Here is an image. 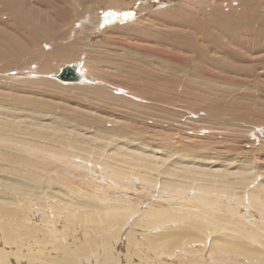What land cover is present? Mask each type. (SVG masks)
I'll return each mask as SVG.
<instances>
[{
  "label": "bare ground",
  "instance_id": "1",
  "mask_svg": "<svg viewBox=\"0 0 264 264\" xmlns=\"http://www.w3.org/2000/svg\"><path fill=\"white\" fill-rule=\"evenodd\" d=\"M35 1L41 12L34 9L32 0H0V73L4 74L0 75V88L13 90L25 103L32 93L41 95L45 86L54 88L57 92L52 93L60 95V100L71 89L88 88L82 91L83 97L70 101L75 104V132L62 125L52 134L43 133L39 124L34 133L26 120H18L19 115L14 121L0 117V152L10 155L16 168L15 175L6 174L0 180V264H264V148L255 151L247 137L243 144L247 149L237 153H252V157L248 154L243 162L241 159L238 163L244 167L233 172L226 168L233 167L232 160L224 161L223 156L216 160L206 149L198 155L181 149L177 159V141L191 142L196 137L207 142L210 136L199 134V128L196 136L184 135L173 122L157 124L155 118L146 122L143 110L141 118L133 120L131 106L119 104L121 88L115 94L99 87L96 75L103 73L102 57L88 51L92 43L85 47L84 39L77 36V26L82 33L96 24L94 34L109 29L111 35L152 47L149 52L139 48L145 51L146 62L132 63L138 72L118 70L134 86L129 96L122 92L125 98L140 100L130 101L134 107L142 108L140 96L173 101L186 95L195 99V105L212 103L220 96L219 89L213 96L200 93L201 88L220 87L222 76L218 74L229 70L227 60H232V71L239 66L248 69L246 80L264 88V0H92L109 3L99 11L96 22L85 13L75 14V2L85 0ZM222 1L228 8L206 11L209 22L196 19L189 23L188 17L200 3ZM107 12L118 21L104 23ZM52 19L58 24L52 25ZM212 24L244 56L234 58L216 40L210 47L203 43L196 32L208 33ZM186 29L197 38L192 34L189 41L181 37V30ZM243 37L255 42L254 46H247ZM111 41L106 43L108 47L116 42ZM174 43L184 44L182 59L175 63L183 66L191 59L190 52H198L199 60L204 59L202 63L214 72L208 77L211 80L205 81L208 69L190 62L192 67L177 73L166 66L168 76H151L147 70L160 66L155 47ZM42 44L50 50H43ZM202 44L207 51H200ZM23 55L31 58L32 65L40 62L37 68L25 69L27 64L20 61ZM53 59L64 63L56 66ZM214 60L220 62L211 65ZM233 62L237 65L232 66ZM73 64L82 76L80 82L67 84L52 77ZM31 74L39 77L31 79ZM8 81L13 85L4 84ZM26 89L30 90L27 94ZM116 102L127 110L114 106ZM214 111H205L212 125H206L204 133L224 125L219 118L222 111ZM19 112L25 110L19 108ZM259 120L264 122V116ZM226 125L223 129L231 128ZM261 125L256 130L264 137ZM83 131L91 136H83ZM173 158L177 159L174 163ZM59 173L64 178L57 177ZM134 227L140 228L141 239L132 234ZM125 242L136 247L137 261H133L131 249L121 255Z\"/></svg>",
  "mask_w": 264,
  "mask_h": 264
},
{
  "label": "rangeland",
  "instance_id": "2",
  "mask_svg": "<svg viewBox=\"0 0 264 264\" xmlns=\"http://www.w3.org/2000/svg\"><path fill=\"white\" fill-rule=\"evenodd\" d=\"M93 1L95 2V0H93ZM93 1L92 0H85L84 2H79V1L75 2V14L78 15L81 13H85V15L91 16V19L93 22H96L99 11L100 10L103 11L102 9H105V8L107 9V7L109 6V3H107L106 1H101L100 3H94ZM32 2L34 4H36L35 0H32ZM200 4H202V6H198L197 9L195 10V13L190 15L192 18H190V16L188 17L189 23L195 21L196 19H199L201 22H204L205 20H206V22H209L207 19H209L210 17L207 18V16L210 15V13H205L206 11H208L210 9H214V11H215L216 9L228 8V6L225 5V4H227V2H223V1H222V3L220 2V3H200ZM260 6L263 7L261 4H260ZM34 7H35L34 9L41 12V9L38 8L37 4ZM166 8H169V7H165L164 9H166ZM178 8H177V10H178ZM88 12H90V13H88ZM145 12L146 11H144V13ZM39 16H41V14H39ZM191 20H193V21H191ZM51 24L57 25L58 23L54 22V20L52 19ZM185 26H187V24ZM189 26H192V25H189ZM89 29L90 30H86V31L83 30L81 33L80 27L77 26V32H78L77 36L84 39L83 43H84L85 47L87 46V44L89 42H90V44L92 43V45L87 47L88 51L91 52L93 50V52L98 53V56L102 57L101 66H102V72H103L102 74H104V75H102V74L96 75L95 74L96 76L99 77V84H98L99 87L100 88H107V90L108 89L112 90V92L115 91V94H117L116 90L121 88L122 92H124V91L127 92V96H129V91H131V90L135 91V90L131 89V87L133 88L134 86H132V85L129 86L128 80L118 70L120 68H125V69H128V70L133 71V72H138V69L135 68L132 65V63L134 61H139V60L145 61V59L143 58L144 56H146L145 51L139 50V48H145V47L140 46V44L138 45L137 42L135 41V39H128L126 37H123V35H121L119 37H117L115 35H111L112 32L109 29L101 30L100 33L94 34L95 31H98V28H96V24H93V27L92 28L90 27ZM161 32H163L165 34L167 33L166 30H161ZM207 32L208 33H205V32L199 33L197 31L196 33L199 34V38L201 39V41L203 43H205L206 45H208V47H210V45L214 46L213 42L216 40L218 42L217 45L219 47L225 48V50L228 53H229V51L232 52L235 55L234 58L239 57L241 55L244 56L243 50H240V49L233 47L232 44H230V41L228 38H226L224 36L222 38V36L219 33L217 34V32L214 30V24H212V26L208 27ZM181 33H183V35L181 37L188 39V41L191 39V34L194 35L193 37L195 39L197 38L196 37L197 34L192 33V31L190 29L181 30ZM207 35L210 36V38L207 37ZM92 37H94V38H92ZM243 38H244V42L247 43V46H249L250 48H252L251 46H254L255 42L251 41V39L248 40V37H243ZM112 39L116 42L108 47L106 45V43L112 42L111 41ZM93 42H94V45H93ZM95 43H96V45H95ZM99 45L100 46L105 45V46H107V48L99 47ZM183 45H178V44L174 43L171 45V47L156 46L155 48L159 51V54L155 55V59L159 61L158 63L160 66H158L157 68H154L153 70H152V68L149 70H147V69L146 70L151 74V76L153 75L155 78H159L162 76H168V69L166 68V66L168 68H170V70L172 72L177 73L180 71V69H182L188 65H189V68L192 67V66H190L191 63L192 64L193 63L202 64L203 68L208 69L207 73L210 74L209 76L206 77L205 81L211 80L210 78H212V74L214 72L211 70V66L209 67L208 65L202 63L203 61H205L204 59L200 58L201 61L199 60L198 52H193V53L190 52L189 54H190L191 59L188 60V62L185 63L183 66H180L177 63H175V59H179V60L182 59L181 56H182L183 52L181 50H182ZM42 46L43 47H41V48L43 50H45V51L50 50V46L45 45V44H42ZM150 48H152V47H147L145 49L149 52ZM104 49H106V50L103 51ZM220 49H222V48H220ZM200 51H207L204 44H202V48L200 49ZM87 53H89V52H87ZM87 53L84 52L83 54L87 55ZM95 58H97V55H95ZM163 59H166V60H163ZM108 60H111V63H109ZM20 61L24 64L25 63L27 64V66L25 67V69H27V70L28 69H36L37 63H40V62H35L36 64L32 65V64H30L32 61L31 58L24 56V55L22 57H20ZM221 61H223V60L221 59ZM53 62L55 63L56 66H59L60 64L64 63L62 61L56 62V61H54V59H53ZM189 62H190V64H189ZM217 62H220V61L214 60L211 65H213L214 63H217ZM152 63H155V62L153 61ZM231 63H232V60H227L229 70L226 73H221V75H220V73L218 74V76H222V83H220V87L214 86V85H206V86L201 88L200 93L204 92L205 95L211 94L213 96H214V93L216 92V90L219 89L220 96L217 97L216 99H214L212 103H208L207 101H204L203 103H200V104L198 102V104L195 105L192 102L195 99L190 98L186 95H183V96L178 95L176 100H173V101L150 100V99H145L143 96H140L143 105H142V108H139L138 106L134 107V105H132L130 103V101L138 102L140 100H138V99L136 100L135 97H127L126 96V98H125V95H123V93L121 92V94L120 93L117 94L118 96H121V98L118 100L121 101L122 103L119 102V104L131 106L132 111L129 110V113L131 115L134 114L133 120H135V121H137L138 119L141 118V112L143 110L145 113H147L146 122L149 121L148 119H150V118H155L154 121L157 124H160V122L162 124H164V123L169 124V123L173 122V124H175L177 126L178 130L182 129V131L184 132V135L187 134V135L196 136L195 131L198 132L197 129L199 128V131H200V132H198L199 134H205V135L210 136V137H208L210 139H208L207 142L198 141L196 137H194V140H192L191 142H189L186 139H183L181 142L177 143L178 142L177 141L175 143V145L178 147V149H176V150L177 151H180L181 149L183 151L189 150V151L195 152L194 155H198V154H200L199 151L202 152L206 149L204 152L207 151L210 153V155L212 153L213 157L217 156L216 160H218V158H220L222 156H223L224 161H225V159L230 160V161L232 160V163H233L232 166L233 167L228 166L226 168H228L227 170H229L230 172L237 171L240 168L244 167L242 165L243 163H238V162H240L241 159L243 162L244 161L243 159H246L245 157L248 154H249L247 156L248 158L252 155V153L239 154V155L237 153L238 151H240L239 153L244 152L247 149L245 147L246 145L245 146L243 145L245 143L244 141L247 140V137H249V136L251 137L250 143L253 142L252 143L253 148L254 147L256 148L255 151H260L264 148V137L259 136L258 130H256V126L260 125L261 123H262V125L260 127H263V129H264V122L259 120L260 116L261 117L264 116V88L261 85H259V83L257 84L254 81H247L246 80V78L248 77V74H249L248 69L241 68L239 66V68L233 67V68H235V70L232 71L230 68ZM234 65H237V64L233 62L232 66H234ZM261 70H263V69H261ZM84 73H85V71H84ZM150 74H147V75H150ZM0 75H4V74L0 73ZM36 77H39V76L38 75L35 76L33 74L29 75V78H31V79L36 78ZM208 77H210V78H208ZM3 80H5V79H3ZM140 82H142V81H139V83ZM88 83L92 84L91 82H88ZM143 83H144V81H143ZM4 84L13 85V82L8 81V83H4ZM67 84H69V83H67ZM146 84H147V86L149 85L148 82H146ZM28 86H30V85H28ZM88 86L92 87L90 85H88ZM14 88H17V87H14ZM50 88L51 87L48 88L47 86L43 87L44 90L42 89L41 95H38V94L36 95V94L32 93L30 95L32 97L26 99L27 100L26 103L23 101V99L19 95H16V93L13 90H7L4 88H0V92L2 93V95L0 96V117H4L8 120L14 121L15 115H19L18 120H26L25 121L26 125L28 127L32 128L34 133L36 131L37 125H39V124L44 129L43 133L47 132L49 134H52L62 125L64 126V130H68L69 132H75V122H74L75 116H76L75 104H71L70 101H72L73 99L75 100V97H78L79 95H82V97H83L84 94L82 91L88 87L75 88L74 90L71 89L72 91L69 90L68 93H64L65 96H63L61 100L59 98L60 95L55 96V94L52 93V92H57V91L54 88H52V89H50ZM68 88H70V87H68ZM30 90L33 91L34 89H32V87H30ZM30 90L26 89L25 94L29 93ZM52 90H54V91H52ZM145 90H148V88H146ZM34 92L38 93V91L36 89L34 90ZM48 92H50V93L48 94ZM117 95H115V96L117 97ZM71 96H74V97H71ZM122 96H124V97H122ZM85 100L86 99H84V101ZM60 101L63 103H59ZM22 102H23V105L21 104ZM72 102H74V101H72ZM119 104H118V102H116L114 106L121 107L122 109L127 110L126 107L121 106ZM19 108L24 109L25 112L20 113ZM208 108L210 109V112H215L214 110H217V109L222 111L221 114L219 113L220 121H223L221 124L226 125V122L228 121V125H226V127L228 126L227 128H229V127H231V128L223 129L224 125H222V127L217 126L218 128L217 127L216 128H210V129L206 128L208 131L204 133L203 130H204L205 126L209 125V124L212 125V123L210 121L207 122V120H206L205 111H207ZM187 109H189V110H187ZM199 111H204V112L202 113ZM186 113H187V115H186ZM81 117L83 118V120H87V117H83V116H81ZM91 117L92 116H90V118ZM77 119H79V117ZM229 121H232V123H234V124L231 125L232 123ZM55 122L59 123V124H54ZM174 122H176V123H174ZM148 123H150V122H148ZM258 123H260V124H258ZM255 124H257V125H255ZM146 126L147 125H145V128H147ZM110 128H111V133H113V130H112L113 127H110ZM172 128H173V125H172ZM211 129H213V130H211ZM224 130H227V131H224ZM192 131H194V132H192ZM232 131H233V133H232ZM171 132H174V131H171ZM82 133H84V134H82L83 136H89L90 135V133L88 134L86 131H83ZM110 136L112 137V135H110ZM261 137H262V139H261ZM219 141H221V142L218 143ZM185 144L186 145L188 144V145L185 146ZM228 147H231V148H228ZM215 150H216V152H215ZM181 154H182V151H180L179 154L178 153L175 154L174 157L177 156V159H179ZM240 156H242V157H240ZM0 157L3 160V163H1V165H0V175L2 176V177H0V180H4V175H6V174H14L15 175V169L16 168L14 165H12L11 161L9 160L10 155L0 152ZM195 157H197V156H195ZM177 159L173 158V160H171V161L173 162V161H176ZM236 159H237V162L235 163ZM223 160L220 162H223ZM187 162H191V161L189 160ZM200 166L202 168L208 167L205 165L204 166L200 165ZM218 167H221V166H218ZM222 167L225 168V166H222ZM57 177H63L64 178V174L59 173ZM4 196H3V198H4ZM243 212H245V211H243ZM137 229H140V228L134 227L135 232H133L132 234H135V236L138 235L139 239H141V237H140L141 235L139 234V233H141V230H137ZM126 233L125 232L123 233V236L125 235L123 237V242L126 240ZM138 237H136V238H138ZM142 241L143 240H141L140 242H142ZM125 244H126V242H125ZM131 245L134 248H132V246L127 245V244L124 246L125 248H123V250L121 251V253L123 252L121 254L122 256H124L126 254V252L129 249H131L132 251L130 253H132V255L134 257V249H136V247L133 244H131ZM137 247H139V246H137ZM140 247H139V250H140ZM137 260H138V258H136V257L133 258L134 262Z\"/></svg>",
  "mask_w": 264,
  "mask_h": 264
},
{
  "label": "water",
  "instance_id": "3",
  "mask_svg": "<svg viewBox=\"0 0 264 264\" xmlns=\"http://www.w3.org/2000/svg\"><path fill=\"white\" fill-rule=\"evenodd\" d=\"M116 21H118V19L111 12L105 13L104 23L111 24ZM52 77L64 83H76L80 82L82 79L81 74L78 72V66L75 64L67 65L59 74L53 75Z\"/></svg>",
  "mask_w": 264,
  "mask_h": 264
}]
</instances>
